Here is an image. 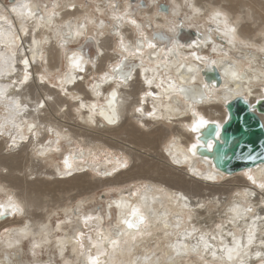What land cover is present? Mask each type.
<instances>
[{"label": "bare ground", "instance_id": "bare-ground-1", "mask_svg": "<svg viewBox=\"0 0 264 264\" xmlns=\"http://www.w3.org/2000/svg\"><path fill=\"white\" fill-rule=\"evenodd\" d=\"M7 1L0 0V234L6 236L0 253L15 255L37 226L30 249L51 250L60 264H90L89 257L97 256L100 264H264V163L223 173L206 151L213 142L203 136L208 125L222 127L233 100L243 98L251 107L264 100V1L170 0L168 13L159 11L158 0L145 6L132 0L120 6L110 0ZM23 4L34 18L11 11ZM106 8L109 22L98 18ZM246 17L253 23L243 24ZM183 30L196 38L183 42ZM88 38L98 51L93 61L80 50ZM73 54L82 57L83 72L70 68ZM124 60H137L138 68L122 80L124 72L114 69ZM215 69L219 85L207 79ZM201 117L207 123L198 127ZM123 134L133 147L117 141ZM162 134L166 141L151 153ZM125 148L133 159L112 153ZM147 152L178 173L150 168ZM130 157L133 167L126 169ZM29 161L33 181L18 175ZM54 184L62 202L49 211L40 199L51 195ZM116 186L134 189L86 208L98 190ZM58 209L64 217L47 228ZM125 219L138 229H129ZM235 241L240 253L229 261L227 249ZM0 264L23 262L0 257Z\"/></svg>", "mask_w": 264, "mask_h": 264}, {"label": "water", "instance_id": "water-1", "mask_svg": "<svg viewBox=\"0 0 264 264\" xmlns=\"http://www.w3.org/2000/svg\"><path fill=\"white\" fill-rule=\"evenodd\" d=\"M140 3L142 6L146 4L144 1ZM159 11L168 13V5L161 4ZM196 36L194 31L183 30L178 38L189 43ZM80 50L91 61L98 56L96 45L91 38L84 42ZM137 68V60H124L116 72H124L120 76L128 79ZM207 79L216 81L218 85L222 82L217 69L210 72ZM227 113L228 119L221 128L208 125L203 134L208 142H213L212 150H205L216 168L223 173L233 174L264 163V124L261 119V115H264V100L251 107L247 100L237 98L227 105ZM4 219L2 217L1 220Z\"/></svg>", "mask_w": 264, "mask_h": 264}, {"label": "rangeland", "instance_id": "rangeland-1", "mask_svg": "<svg viewBox=\"0 0 264 264\" xmlns=\"http://www.w3.org/2000/svg\"><path fill=\"white\" fill-rule=\"evenodd\" d=\"M88 1V4H91V3H93L92 1H89V0H87ZM100 1V3H107V0H99ZM110 1H114V2H116V3H114L115 4V6L117 5V6H120V5H126V3H125V1L124 0H110ZM129 1H131V0H129ZM128 1V3H130ZM135 1H137V2H142V1H144L145 3L146 2H149V0H135ZM244 1H247V0H244ZM264 1V0H263ZM8 3H9V0L7 1ZM125 3V4H124ZM158 3H160V4H165V3H167V4H169L170 3V0H158ZM134 6V5H133ZM132 6V7H133ZM142 6V5H141ZM224 6H227V4H224ZM140 9H142L141 7H139L138 9H137V11H140ZM256 9H261V8H256ZM106 11L107 12H105L103 15H101V16H98V18L100 17V18H102L104 21H106V22H109V21H111V19H112V17L111 16H108V15H111L112 14V12H111V10L110 9H108V8H106ZM137 11L135 12V13H137ZM248 13H252L251 11H250V9H248V8H246V10H245V14H248ZM261 16H262V19H263V21H264V13L263 12H261ZM140 20H142V19H140ZM261 22V21H260ZM243 24H245V23H247V24H252L253 23V20H252V18L251 17H246V19H245V21H243L242 22ZM258 24H260L259 22H258ZM109 28V27H108ZM262 29H264V26L262 27ZM58 65H59V68H61V69H63V67H64V64L63 63H61L60 64V61L58 62ZM106 65V66H105ZM104 66L105 67H103V68H107V64H104ZM90 67V66H89ZM93 77H96L97 78V75H96V73L94 72V76ZM93 77H91L90 78V80H89V82H91L92 80H93ZM53 81V80H52ZM88 87H90V86H88ZM73 117V116H72ZM73 120H75V118H73ZM71 123H72V125H74V121H71ZM127 123V122H126ZM155 128V127H154ZM157 128V127H156ZM91 129V128H90ZM141 129H144L143 127H141ZM92 131H95V129H91ZM153 132H155L154 130H153ZM118 132H116V134H117ZM120 133V132H119ZM118 133V134H119ZM114 134V133H113ZM159 134H160V132H159ZM115 135V134H114ZM111 136H113V135H111ZM162 137L160 138V140L158 141V144H156L155 146H154V149H152V150H150L149 148H147V150H150V152L152 153V152H154L155 150L156 151H158L157 149L159 148V147H161V145H162V141H163V143H164V140L166 141V139H165V137L163 136V134L161 135ZM119 139H117V141H119L120 143H121V146H123V147H125L126 146V148H128V146H131V147H133L132 146V144L131 143H129L128 141H126V140H129V137L126 135V134H123V135H119ZM164 137V138H163ZM169 137V136H168ZM162 139H164V140H162ZM161 141V142H160ZM126 148L125 149H123V150H121V149H119V151L117 150L116 152L115 151H113L112 153H113V155L114 156H119V157H129L128 155L130 154V156L132 157V159H133V154H131L128 150H126ZM66 149V147H64L63 148V151ZM129 149V148H128ZM112 150H110V151H108V152H111ZM143 151H145V150H143ZM149 152V151H148ZM146 153L145 154V157L146 158H144V159H147V161H148V164L151 166L150 168H153V166L155 165L156 166V168H155V166H154V169H158L159 170V168H160V170L159 171H163V170H168L169 169V173H173L172 175H174V173L176 172L175 170H172L171 169V165H169V163L167 162V161H165V160H161L160 159V157L159 156H157L156 155V153H154L153 155L152 154H150V153ZM150 155V156H149ZM152 156V157H151ZM131 157H130V160H129V162H128V167L126 168V169H130L131 167H133V161H131ZM151 160V161H150ZM56 161V162H55ZM54 163H58L59 162V159L57 158L56 160H54L53 161ZM141 161H138L137 162V164L139 165V164H141L140 163ZM153 164H152V163ZM154 162H157V163H154ZM161 162V163H160ZM23 163V162H22ZM26 164V166L24 167V172H22V173H20V174H18L20 177H22V178H25L26 177V179L27 180H30V181H33L34 179H35V176H31L30 175V171L29 170H27L26 169V167L30 164V161H29V163L27 164V163H25ZM157 164V165H156ZM170 164H171V162H170ZM153 165V166H152ZM159 168H158V167ZM167 167V168H166ZM154 169H152V170H154ZM152 170H150V171H152ZM175 171V172H174ZM176 173H178V171L176 172ZM176 177H178L177 175H175ZM180 181L181 182H179L180 184H183V185H185V186H187L186 185V183L182 180V179H180ZM59 185V184H58ZM141 185V184H140ZM194 185H196V186H192V187H195L196 189H202V187H199V186H201V185H197V184H194ZM40 186V185H39ZM54 186V188L56 187V188H59L58 186H57V184L55 185H52L51 187H50V189H52V187ZM66 186H68V185H66ZM118 186H116L115 188H105V189H101V190H98L97 191V193L95 194V195H93V199L88 203V204H86V208L87 209H89V208H99V207H101L102 206V204H103V202H104V199L105 198H107L108 196L110 197V196H113V197H115V196H117V195H120V193L123 191H130V189H134V187H129V186H124V187H122V188H120V187H118ZM55 188V189H56ZM54 189H52V190H50L51 191V195H49L48 194V198H47V196L46 197H43V198H45V199H43V198H41L40 199V202L41 203H46V204H43V205H45V206H48V207H46L45 209H48L49 211L50 210H53L54 208H56L57 206H59V204H61V203H59V201L60 202H62L61 200H60V192L59 191H56V190H54V192H52ZM108 190V191H107ZM15 192V191H14ZM58 192V193H57ZM55 193V194H54ZM57 193V194H56ZM74 193H76V192H74ZM73 193V195L74 196H72V198H75L77 195L76 194H74ZM53 195V196H52ZM79 196V195H78ZM57 197H59V198H57ZM1 198V197H0ZM57 198V199H56ZM83 198V197H82ZM82 198H80V199H82ZM46 201V202H45ZM65 201V200H64ZM70 201L72 202V200H69L68 202H65V204L66 203H70ZM74 202H75V200H73ZM50 202V203H49ZM63 204V203H62ZM64 217V212L62 211V210H60V209H58V210H56L55 212H53L52 213V215H50V218H49V221H48V223H47V228H50V227H52L54 224H55V222L57 221V220H61L62 218ZM36 230H37V226H35L34 227V229H33V231L29 234V235H27L25 238H22V241H21V245H20V247H18V252H14L15 253V255L14 254H11V255H8V256H6V257H4L5 256V254H3V253H0V257H1V260L2 261H4V260H6V259H8V261H11V262H14V261H16V259H20L22 262H23V264H27V262L29 261V262H33V260L35 259V258H37V259H39V260H41V261H47V260H51L50 262H49V264H60L61 263V261H62V259H61V257H58V256H54L53 254H51V250H49V251H39V252H37V251H35V253H34V251H32L31 249H30V240L31 239H33L34 237H35V235H34V233L36 232ZM3 233V232H2ZM0 234V245H2V243H3V241H4V239H5V234ZM5 233V232H4ZM20 249V250H19ZM32 251V252H31ZM32 253H33V255H32ZM37 253V254H36ZM18 256V258H16L17 256Z\"/></svg>", "mask_w": 264, "mask_h": 264}, {"label": "snow or ice", "instance_id": "snow-or-ice-1", "mask_svg": "<svg viewBox=\"0 0 264 264\" xmlns=\"http://www.w3.org/2000/svg\"><path fill=\"white\" fill-rule=\"evenodd\" d=\"M73 7H75V5H73ZM11 11H12L13 13H17V14L20 15V16H26V17L29 18V19L34 18V17L36 16V13L33 12V11L31 10V8H30V6H29L28 4H23V5H21L19 9H18V8H12ZM215 15H216V16H220L221 13L217 12ZM0 19H5V18H4L3 16H0ZM39 19H40V20H43L44 18L41 16V17H39ZM132 23H135V21H132ZM81 27H83V26H81ZM230 31H233V32H234L235 29H230ZM76 35H80V32H77ZM121 43H123V42L121 41ZM148 47L151 48V47H154V45L151 44V43H149V44H148ZM125 50H127V49H125ZM134 54H135V53H133V55H134ZM193 55H195V54H193ZM197 59H200V57H197ZM69 60H70V68H71V69L78 70V71H80V72H83V71H84V68H83V66H82V57H77L75 54H73L72 57H69ZM23 63L25 64V66H27L28 61L25 60V61H23ZM119 68H120V65L117 64V65H116V68L114 69V71H115V70H118ZM232 75H233V77H236V76H237V74H236L235 72H233ZM130 78H131V77L129 76L128 79H130ZM25 79H27V75L25 76ZM75 79H76V77L73 76V77L68 78V79L66 80V82H67V83H73V82L75 81ZM102 79H107V74L105 75V77H102ZM121 79L123 80V77H122ZM147 83L151 84V81H147ZM111 95H112V98H113V101H114V100H115L116 93L113 92ZM148 95H150V93H149ZM110 103H111V102H110ZM18 106H19V105H17V107H18ZM40 107H43V105L41 104ZM81 107H84V105L81 104ZM92 107L95 108V105H93ZM137 111H142V109H137ZM149 115H151V113H149ZM108 122H109V123H115V119H114V118H108ZM206 123H207V121H205V120L201 117L200 120H199V124H198L197 126H198V127H199V126H203V125H205ZM193 130H195V127H194ZM192 147H193V150H194L196 146L193 145ZM65 162L67 163V161H65ZM125 166H126V165H125ZM209 179H213V177H209ZM248 179H249V180H252L253 183H256L255 179H254L251 175H248ZM259 187L264 188V183L260 184ZM0 207H2V205H0ZM247 211H251V209H248ZM132 215H133V216H137V215H138V210L134 209L133 212H132ZM139 220H140V223H142L143 220H144V217H143V216H140V217H139ZM122 223H124L125 225H127V227H128L129 229H132V228H137V229H138V227H139V224H135V223H133L132 221H130V220H128V219L123 220ZM203 239H204V238H203V236H202V237H201V240L203 241ZM213 239H214V237H213ZM252 242H253V232H252L251 230H249V232H248L247 243H248V245H251ZM112 243L115 244V243H117V242H116V241H112ZM184 247L187 248L186 245H185ZM210 247H211V245H209V244L205 241V242H204V250L207 251ZM240 249H241V244H240V242H239V241H235V247H234V248H228V249H227V259H228L229 261H231V260L234 258V257H233V253H235V254L238 256L239 253H240ZM193 251H195V248L193 249ZM102 254H103V253H101V255H102ZM177 255H180V252H179V251H177ZM212 255H213V257L215 258L216 253H215V252H212ZM256 255L259 256L260 253H257ZM89 261H90V264H100L99 256H97V257H95V258H93V257H89Z\"/></svg>", "mask_w": 264, "mask_h": 264}]
</instances>
